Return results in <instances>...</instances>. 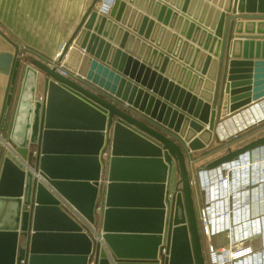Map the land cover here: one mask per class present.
<instances>
[{
  "label": "water",
  "instance_id": "water-1",
  "mask_svg": "<svg viewBox=\"0 0 264 264\" xmlns=\"http://www.w3.org/2000/svg\"><path fill=\"white\" fill-rule=\"evenodd\" d=\"M99 6L51 64L0 51L1 73L43 90L23 138L1 152L0 264H205L188 154L210 144L219 118L264 98V0ZM261 145L264 135L207 168Z\"/></svg>",
  "mask_w": 264,
  "mask_h": 264
},
{
  "label": "crops",
  "instance_id": "crops-1",
  "mask_svg": "<svg viewBox=\"0 0 264 264\" xmlns=\"http://www.w3.org/2000/svg\"><path fill=\"white\" fill-rule=\"evenodd\" d=\"M91 1L0 0V51L14 53L17 50L20 58L27 60V65L33 59L51 64L54 61L52 59L60 45L71 36ZM102 2L103 0H100V4ZM179 34V32H176L178 37ZM63 69L69 73H73L67 68ZM41 77L42 75L38 73L37 78L40 79ZM31 79L32 76L30 74L25 78L23 72L19 70H15L11 77L0 72V171L2 162L1 152L4 149L3 144L11 137H15L18 140L23 138L28 121L27 107L31 101V97L35 96V99L42 97V86L39 84L33 86ZM31 87L34 88L33 92ZM263 102L264 98L258 102L251 103L248 107L254 104L257 105L252 106L250 109L246 107L242 109L243 111L240 110L223 118H219L213 131V139L224 141L233 134L241 131L235 124L241 126L243 124L242 122L246 120L253 121L257 118L256 115H262L264 112ZM232 125L234 130L232 129L231 131L229 128ZM222 169L224 168L220 166L204 174L201 177L203 183L207 187L210 185H218V179H215L214 176L217 178L223 175V172H221ZM241 169L239 166L236 167V173L234 172L235 175L232 181L236 191L239 190L237 193H241L240 188H242L239 185L241 183L239 177L243 172ZM237 176L239 177L237 178ZM242 176L245 182L246 176ZM220 191L224 197L232 192V188L231 186L228 188V185L224 187L221 185ZM208 196L210 197V195ZM221 201L224 203V200ZM228 207L231 223L233 214L231 213V205ZM239 209H242V206ZM211 211L213 213L216 212L214 207L213 209L211 208ZM244 212L249 214L250 210L247 208ZM100 220L101 216L99 214L97 222ZM239 222L241 224L242 221L240 220ZM235 233L232 232L231 236L234 237ZM248 261L249 259H246L241 264H258L256 259ZM262 261L264 264V258H260L261 264Z\"/></svg>",
  "mask_w": 264,
  "mask_h": 264
},
{
  "label": "built area",
  "instance_id": "built-area-1",
  "mask_svg": "<svg viewBox=\"0 0 264 264\" xmlns=\"http://www.w3.org/2000/svg\"><path fill=\"white\" fill-rule=\"evenodd\" d=\"M112 2L113 0H103L99 6V11L107 14ZM63 46L64 43L60 45L53 60L59 57ZM57 69H59L62 75L75 81L83 79L82 75L78 72L69 73L62 67ZM257 149H261V152L257 151ZM253 152H258L260 157H256L253 160L250 154ZM238 161L240 162L241 170H248L247 177L249 178V183L253 180L255 182L251 187L244 189V182L242 181L241 193H237L239 190L236 191L235 186L232 184ZM223 166H221L224 168L221 170L223 175L217 178L214 176L215 179H218V185L207 187L204 184L202 188L206 192L205 200L207 199V201L201 210L203 217V226L201 228H203V234L207 239H215V241L208 243V262L209 264H241L246 259H249V261L256 259L259 262L260 258H264V145L239 154L237 158L228 161ZM36 176L38 179H41L39 175L36 174ZM221 185L223 187L228 185V188L231 186L232 192L223 197L220 191ZM249 198H253L254 200L251 202ZM221 200H224V203ZM229 205H231V213L233 214L231 223ZM240 206H242V209H239ZM248 206L250 210L249 214L244 212ZM61 207L72 218L81 223L94 240L101 241L97 226L89 224L66 201H61ZM213 207L215 208V213L211 211ZM240 216L242 217L239 218ZM244 216L245 218H243ZM240 220L242 221L241 224ZM232 232L236 233L231 238ZM216 239H222L223 241H216ZM161 253L165 254L164 247L161 249Z\"/></svg>",
  "mask_w": 264,
  "mask_h": 264
},
{
  "label": "rangeland",
  "instance_id": "rangeland-1",
  "mask_svg": "<svg viewBox=\"0 0 264 264\" xmlns=\"http://www.w3.org/2000/svg\"><path fill=\"white\" fill-rule=\"evenodd\" d=\"M256 117L257 118L253 121L246 120L242 122L243 124L241 126L235 124V126H238V129H241V131H239L238 133L233 134L231 137L225 139L224 141L213 139V141L207 147L195 152H191L188 156V172L192 187L193 207L195 211L196 223L200 236L205 264H209L208 243L215 241V239H207L203 234V228L201 232V227L203 226V217L201 210L207 201V199L205 200L206 192H204V190L202 189L204 183L201 177L204 174L210 172L211 168H207V165L209 163L226 155L229 151H234L235 149H238L250 143L254 139L264 135V118L259 119L260 117H264V112L261 116L256 115ZM255 120L258 121L252 124ZM229 129L232 131L233 125ZM217 240L220 241L222 239H216V241Z\"/></svg>",
  "mask_w": 264,
  "mask_h": 264
},
{
  "label": "bare ground",
  "instance_id": "bare-ground-1",
  "mask_svg": "<svg viewBox=\"0 0 264 264\" xmlns=\"http://www.w3.org/2000/svg\"><path fill=\"white\" fill-rule=\"evenodd\" d=\"M264 103V102H263ZM254 105H257V104H254ZM254 105H251L250 107H248L247 109H250L252 106H254ZM256 108V107H255ZM246 110V109H245ZM243 111V110H242ZM241 111V112H242ZM261 116V115H260ZM262 118H264V117H260L259 119H262ZM258 120H255L252 124H254L255 122H257ZM259 146H257V148H258ZM257 151H260L261 152V149H257ZM251 155H252V157H253V160L257 157V158H259L260 157V155H259V153L258 152H253V153H250ZM237 158V157H236ZM245 158H247V157H245ZM227 164V162H224V163H222L221 165H226ZM238 166H239V168H241L240 167V162L238 163ZM247 172H248V170H243V172H242V175H244V176H246V180H245V182H244V180H243V176L242 175H240V177L239 176H237V178L239 177V180H240V182H244V187L247 185V183H248V185L244 188V189H247V187H251L252 185H254V180L252 181V182H250L249 183V178L247 177ZM239 185H241V183L239 184ZM238 185V186H239ZM242 187V186H241ZM249 199H251V202L254 200L253 198H249ZM250 203V202H249ZM248 209H249V206L247 207ZM231 238H232V236H231ZM258 264H261L260 263V261L258 262ZM262 264H263V261H262Z\"/></svg>",
  "mask_w": 264,
  "mask_h": 264
},
{
  "label": "flooded vegetation",
  "instance_id": "flooded-vegetation-1",
  "mask_svg": "<svg viewBox=\"0 0 264 264\" xmlns=\"http://www.w3.org/2000/svg\"><path fill=\"white\" fill-rule=\"evenodd\" d=\"M201 232H202V228H201Z\"/></svg>",
  "mask_w": 264,
  "mask_h": 264
}]
</instances>
